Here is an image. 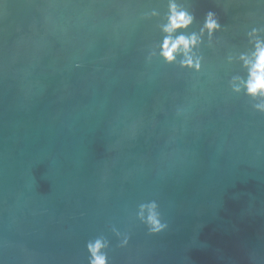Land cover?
Instances as JSON below:
<instances>
[{
  "label": "water",
  "instance_id": "1",
  "mask_svg": "<svg viewBox=\"0 0 264 264\" xmlns=\"http://www.w3.org/2000/svg\"><path fill=\"white\" fill-rule=\"evenodd\" d=\"M258 41L264 0H0V264H264Z\"/></svg>",
  "mask_w": 264,
  "mask_h": 264
},
{
  "label": "clouds",
  "instance_id": "2",
  "mask_svg": "<svg viewBox=\"0 0 264 264\" xmlns=\"http://www.w3.org/2000/svg\"><path fill=\"white\" fill-rule=\"evenodd\" d=\"M171 15L169 17V23L165 26V32H172L177 28H182L187 26L191 22V18L185 13L177 12L175 6H171ZM208 29L215 27V24L209 20L206 23ZM197 42L196 37L193 35L191 37L185 38L180 36L175 40L171 37H167L163 42V52L162 55L169 61L174 59V53L178 50H183L184 54H187L189 48L195 45ZM242 59H245L242 57ZM191 63V61H187ZM245 64L249 65V80L246 83L247 91L250 95H261L264 96V43H256V51L253 53V59L251 61L245 59ZM99 248V244L95 248H92L93 254L95 256L96 250ZM93 264H104L103 257H96Z\"/></svg>",
  "mask_w": 264,
  "mask_h": 264
}]
</instances>
